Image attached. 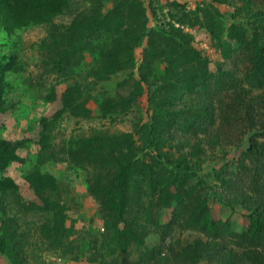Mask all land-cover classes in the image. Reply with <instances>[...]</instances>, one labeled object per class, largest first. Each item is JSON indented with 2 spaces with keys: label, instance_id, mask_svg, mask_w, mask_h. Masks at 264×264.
<instances>
[{
  "label": "rangeland",
  "instance_id": "rangeland-1",
  "mask_svg": "<svg viewBox=\"0 0 264 264\" xmlns=\"http://www.w3.org/2000/svg\"><path fill=\"white\" fill-rule=\"evenodd\" d=\"M136 2L146 9L147 33L157 28L165 34H186L185 44L199 53L200 67L191 71L178 67L175 78L170 79L169 65L153 59L152 68L140 74L142 48L138 47L133 69L128 67L98 82L89 77L98 64L99 43L137 33ZM70 5L47 25L9 33L0 23V67L7 69L0 140L21 143L16 151L19 161L0 170V181L10 179L18 188L0 192V236L6 230L15 234L7 236L0 264H113L106 251L118 248L110 234L121 223L108 211L103 193L114 179L112 163L119 157L128 163L139 160L136 166L132 163L135 177L130 178L127 192L141 199L137 193L143 183L141 176L151 172L163 190L168 189L167 205L155 208L152 220L144 222L143 210L130 214L141 218L145 231L140 234L148 251L157 249L165 259H174L171 252L182 254L177 260L186 264L190 261L187 254L199 240L219 245L204 249L206 254L219 250L225 256L227 250H245L246 243L240 240L248 233L250 221L248 202L242 200L255 197L246 187L253 168L242 141L245 104L236 102L233 94L247 87L241 79L250 68L256 30L264 41V0H70ZM247 6L257 18H251ZM79 14L90 25H101L107 31L87 35L82 30L69 36L72 41L61 39L58 30L68 29ZM165 34L155 37L160 39L158 45L173 47ZM63 41H69L68 45L57 46ZM170 47L165 48L172 51ZM179 60H175L177 65ZM62 70L69 72L64 75ZM142 76L148 84L141 82L138 88L136 82ZM76 83L81 91L79 106L85 111L72 115L61 98ZM149 86L158 90L155 120L167 139L165 151L173 161L194 163L197 177H178L174 184L165 165L153 161L152 154L139 152L138 130L150 122L152 114ZM231 116L243 121L224 122ZM34 171L52 179L41 196L27 182ZM233 178L242 187L237 195L223 184ZM145 192L147 199L150 191ZM242 192L248 194L239 196ZM185 195L191 198L185 199ZM200 197L205 208L194 216ZM225 200L233 207L224 205ZM174 213L183 214L184 226L173 222ZM103 247L109 258L102 257ZM121 251L117 249L118 259L123 260L120 264L136 263L139 252L135 247L126 256ZM148 259L153 264L152 253ZM197 264L220 263L204 258Z\"/></svg>",
  "mask_w": 264,
  "mask_h": 264
},
{
  "label": "trees",
  "instance_id": "trees-1",
  "mask_svg": "<svg viewBox=\"0 0 264 264\" xmlns=\"http://www.w3.org/2000/svg\"><path fill=\"white\" fill-rule=\"evenodd\" d=\"M70 7V0H0V23L9 33L31 26L47 25L51 20L62 15ZM133 7L135 14L139 17L140 21L139 24L137 23V27L134 30L137 31V33H133L129 37H124L123 39H115V41L109 43H99L96 47L99 51L98 64L94 69V72L90 73L89 77L98 82L103 81L114 73L127 69L128 67L133 69L135 66L134 52L138 47L142 48V58L140 61V67H138L140 74H143L145 69H150L153 59H157L169 65L170 69H168L167 75L170 79L175 78L178 67H182L189 71L193 69L196 70L198 66L200 67L201 60L198 56L199 53L191 48L188 43L185 44L186 34H182L180 31L165 34L163 31L157 30V28L151 29L147 33L146 22L148 21V16L146 15V9L138 2H136ZM247 8L250 9L248 14L252 19L258 17L249 6H247ZM154 16L157 20L155 11ZM104 17L111 19L109 14H105ZM82 30L85 31L87 35L91 32L97 33L99 30L107 31L101 25H90L84 14H79L68 29H59L57 34L61 39H64L69 36H75V32H80ZM255 33L256 38L254 39V45H252L251 48L252 53L250 59L253 58L252 60H249L248 64L250 68L247 69L248 73L245 74L244 79H241L243 85H247V87L243 86L238 89V92L234 91L233 94L236 102L240 101L245 104V107L242 108L243 111L246 110L245 132L242 135V141L246 142L244 153L248 164L253 168L247 175L249 184H246V187L250 190L248 192H251L252 196L255 197L244 196L246 198L242 200L243 202H248V205L245 207L248 210L247 218L250 221L248 233L240 240L241 243H246V247L244 246L245 250L242 252L227 250L229 252L225 253V257L221 255L219 250H215L212 254L204 253V249L209 248L210 245L212 246L210 247L212 250L215 249L218 244L208 243L209 245H207L199 240L197 241L198 245L197 243H194L191 247L192 252H190V254L186 253L187 259L190 260L187 261L186 264H197L199 260L204 258L214 259L219 261L220 264H264V41L258 38L257 30ZM159 34L169 36L170 38L168 39H171L174 42V46H165L162 42L158 45L157 41L160 39L156 40L155 37H159ZM69 41H72L71 37H69ZM69 41H63L57 44V46L68 45ZM144 41V46H141ZM44 47L47 48L46 45ZM165 47H170L172 51L178 50V52L174 53ZM69 55L70 54H65V56ZM177 59H180L178 65L175 61ZM57 66L61 69V66H63L62 60ZM6 72V68L0 67V105H6L4 102ZM68 72L65 70L61 71L64 75ZM73 73L74 72H71L69 75H72ZM141 82L148 84V80L143 78L141 81L136 82L138 88H140L139 85H141ZM79 93H81L80 87L76 83L68 88L61 98L63 106L69 110L72 115H78V110L82 113L85 111L84 107L80 108L79 106ZM148 93V109L152 114L150 122L144 123L138 130L139 152L141 154L150 153L154 157L153 161L156 163L159 162L162 166L165 165L166 169L168 168L173 174L174 184L178 177H186L189 179L197 177L198 169L194 163L189 165L173 161L165 151V140L167 139H163L162 132L156 128L157 124L155 120V116L158 113V108L156 106L158 90L153 91L152 87L149 86ZM209 106H211L210 108L214 115L212 105L208 104L207 107ZM231 119L235 120V122H238V120L241 122L243 121L242 118L231 116L230 118H224V122H229ZM20 145V142L0 140V170L5 168L7 164L11 162L19 161L16 151ZM197 148H199V145H197ZM132 163L136 166L139 163V160L137 159L130 163L126 162L125 157H119L114 160L112 163V169L115 170L113 173L114 179L108 182V185L105 188V193H103L105 199H107L106 204L108 211L114 215V219L121 223V228L110 234V241L122 250L121 253L123 256H126V254L128 255L130 247H135L139 252L135 264H149V253H152L153 264H182L177 260L178 256L183 257L182 254L171 252L174 259L161 258L160 252H158L157 249L148 251L149 248L144 244V240L140 234V232L143 233L145 231L144 225L141 224L139 220L141 218L136 219L130 214H132V211L134 210V214L137 215L136 212H139L140 214V211L143 210V213L145 214L144 222L152 220L154 209H159L160 206L165 207L167 205V202L164 199L168 193V189L163 190L164 186H161V181H159L151 172L150 174L146 173L141 176L143 183L141 188H138L137 190L141 199L134 196L133 193L127 192L126 189L130 188L128 185L130 178L135 177L132 170L134 167L132 166ZM219 178L220 177L218 176V179ZM51 180L50 177L42 175V173L38 171H34L31 173V176L28 177L27 182L35 188L41 196L42 192L49 188L48 183H50ZM220 180L223 181L222 178H220ZM224 181L223 184L227 186V190H230L233 195H237L242 191V187L237 184L238 182L236 179L233 178ZM17 189L15 183L10 179L0 181V192L5 190L15 192ZM147 189H149L150 194L149 197L145 199V195L148 193L145 192ZM248 192H242L239 196L247 195ZM155 195L157 196V200L156 202H153ZM178 195L179 190L174 199L176 203L180 198L177 197ZM190 198L191 196L185 195V199ZM202 200V197H200L199 205H203ZM199 205L193 211L194 216L204 210V205ZM224 205L233 207L230 202L226 200ZM182 215V213L177 215L174 213V217L172 218L173 222L180 223L184 226L185 217H181ZM9 235L14 236L15 234H11L6 230L4 231V235L0 236V252L5 250L3 245L6 244L7 236ZM117 249L110 248V250L106 251L109 256H112L113 264H120L121 261H123L118 259ZM105 250V247H103L102 257L109 258L107 257V254H105ZM154 255L158 256L155 257V260ZM237 260L239 263L236 262Z\"/></svg>",
  "mask_w": 264,
  "mask_h": 264
}]
</instances>
